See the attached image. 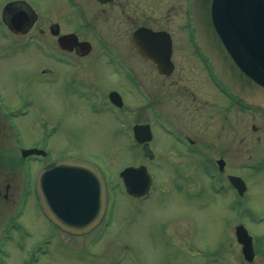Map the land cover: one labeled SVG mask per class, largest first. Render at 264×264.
<instances>
[{
  "label": "flooded vegetation",
  "instance_id": "1",
  "mask_svg": "<svg viewBox=\"0 0 264 264\" xmlns=\"http://www.w3.org/2000/svg\"><path fill=\"white\" fill-rule=\"evenodd\" d=\"M155 1L162 2L163 8ZM180 7L182 10L178 6L170 9L165 0H0V60L20 55L22 50L33 55V60L37 54H46L53 60L51 65L42 68L35 63L34 75L26 72V76L43 77L54 85L64 77L68 96L76 100L67 103L78 109L100 113L109 107L118 120L125 121L122 113L129 111L130 138L147 158L150 172H199L202 165V172H217L216 176L229 179L234 108L241 115H260L263 125H251L255 133L264 129V112L244 106L219 83L197 47L190 0ZM74 14L84 21L74 19ZM89 29L101 46L86 34ZM139 30L152 38L136 35ZM68 33H76L79 41H62ZM80 41H90V49ZM108 67L111 76L117 77L106 88ZM113 91L121 105L112 102ZM3 93L0 85V264H39L50 245L57 248L63 240L68 243L65 248L72 246L73 235L42 212L37 176L43 153H27V149L43 148L44 157L51 152L30 139L36 134L33 124L19 128L14 121L26 116L29 109L22 113L19 109L26 106H8ZM137 124L148 125L151 137L146 144L135 140ZM26 131L29 139L24 136ZM258 140L264 144L261 135ZM180 158L182 163H178ZM185 164L190 167L183 168ZM182 180L180 174L168 173L161 192L183 194L185 199V185L174 184ZM208 189L212 192L210 186ZM196 190L200 200L202 188L195 186L186 202ZM42 225L50 231L36 237L35 231ZM177 235H181L180 229ZM10 242L19 251L18 261L11 260L6 245Z\"/></svg>",
  "mask_w": 264,
  "mask_h": 264
},
{
  "label": "rangeland",
  "instance_id": "2",
  "mask_svg": "<svg viewBox=\"0 0 264 264\" xmlns=\"http://www.w3.org/2000/svg\"><path fill=\"white\" fill-rule=\"evenodd\" d=\"M184 1L165 0L170 9L181 8ZM155 4L163 8L162 2L155 1ZM73 18L83 20V16L77 14ZM86 34L101 46L92 29ZM51 62L53 60L43 53L33 60V55L24 50L20 55L0 60V85L5 91L6 103L29 109L26 116L14 121L19 128L33 124L36 134L31 136L26 131L24 136L27 139L31 136V140L51 152L42 160L43 166L73 157L101 168L109 191L106 219L110 218L111 226L106 227L104 223L88 234L72 237V246L68 248L63 240L57 248L50 245V251L41 257L39 264H264V144L258 140V135L264 138V129L255 133L251 128L252 123L263 125L260 115L246 116L237 108L233 110L232 150L228 158L234 174L242 175L248 183L244 201L235 192L227 194L233 199L227 198L226 192H210V172H202V165L199 172H153L160 189L154 188L149 198L138 200L125 192L120 178V171L129 162L147 163V158L132 144L129 131H123L130 121L129 111H123L122 118L128 121L122 120L121 125L113 110L95 113L68 105L70 99L74 103L76 100L68 96L64 77V81L54 85L43 81V77L39 80L26 76V72L34 75L35 63L43 68ZM109 69L105 70L106 88L114 85L117 77L111 76ZM128 97H131L129 93ZM133 103L139 104L140 100ZM182 159L178 163H182ZM21 170L25 172L24 166ZM168 173L184 177L174 184L185 185V199L183 194L161 192L162 186L167 184ZM195 186L202 188L200 200H197L196 190L188 203L189 190ZM172 218L174 222L170 223ZM240 222L255 237L256 256L252 262L243 258L241 244L236 239L235 226ZM179 229L180 236L177 235ZM48 230L40 226L35 231L36 237ZM6 245L12 254L11 260L18 261L15 244Z\"/></svg>",
  "mask_w": 264,
  "mask_h": 264
},
{
  "label": "water",
  "instance_id": "3",
  "mask_svg": "<svg viewBox=\"0 0 264 264\" xmlns=\"http://www.w3.org/2000/svg\"><path fill=\"white\" fill-rule=\"evenodd\" d=\"M191 3L197 42L218 77L239 98L264 107V0H191ZM72 35L75 36L70 34L68 38ZM145 128L135 126L141 142L150 137ZM122 176L128 192L136 195H144L151 182L144 165L128 166ZM232 181L240 192L245 190L241 177L233 176ZM38 188L46 213L71 233L90 231L104 215L107 201L104 179L88 162L61 159L48 165L38 176ZM236 235L243 244L245 257L252 260L253 237L244 224L237 225Z\"/></svg>",
  "mask_w": 264,
  "mask_h": 264
}]
</instances>
